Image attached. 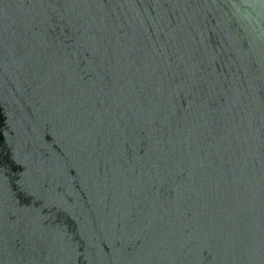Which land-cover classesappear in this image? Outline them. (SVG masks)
<instances>
[{"label":"water","instance_id":"95a60500","mask_svg":"<svg viewBox=\"0 0 264 264\" xmlns=\"http://www.w3.org/2000/svg\"><path fill=\"white\" fill-rule=\"evenodd\" d=\"M0 264H264V0H0Z\"/></svg>","mask_w":264,"mask_h":264}]
</instances>
